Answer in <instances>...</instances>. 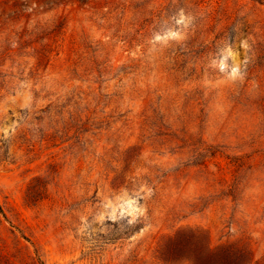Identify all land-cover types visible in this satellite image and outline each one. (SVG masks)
I'll return each mask as SVG.
<instances>
[{
    "label": "rangeland",
    "instance_id": "374dc122",
    "mask_svg": "<svg viewBox=\"0 0 264 264\" xmlns=\"http://www.w3.org/2000/svg\"><path fill=\"white\" fill-rule=\"evenodd\" d=\"M203 246L264 264V0H0V264Z\"/></svg>",
    "mask_w": 264,
    "mask_h": 264
},
{
    "label": "trees",
    "instance_id": "16d2710c",
    "mask_svg": "<svg viewBox=\"0 0 264 264\" xmlns=\"http://www.w3.org/2000/svg\"><path fill=\"white\" fill-rule=\"evenodd\" d=\"M195 239H197V236L193 231L190 236L186 234L176 236L160 250V254L162 258L170 261L172 259V247H180L183 252H186L188 248L185 243L188 242L189 248H194L191 241ZM197 252L199 257L192 260L191 264H243L244 262V258L241 256L233 257L229 248L214 250L210 247L203 246L197 248Z\"/></svg>",
    "mask_w": 264,
    "mask_h": 264
}]
</instances>
